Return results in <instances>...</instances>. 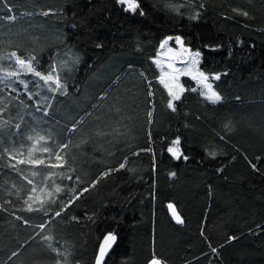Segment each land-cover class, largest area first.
Wrapping results in <instances>:
<instances>
[{
  "label": "trees",
  "instance_id": "obj_1",
  "mask_svg": "<svg viewBox=\"0 0 264 264\" xmlns=\"http://www.w3.org/2000/svg\"><path fill=\"white\" fill-rule=\"evenodd\" d=\"M134 2L0 0V67L70 72L49 107L41 77L0 71V264H95L109 233L106 264H264V0ZM169 38L220 76L219 103L184 77L168 107Z\"/></svg>",
  "mask_w": 264,
  "mask_h": 264
},
{
  "label": "snow or ice",
  "instance_id": "obj_2",
  "mask_svg": "<svg viewBox=\"0 0 264 264\" xmlns=\"http://www.w3.org/2000/svg\"><path fill=\"white\" fill-rule=\"evenodd\" d=\"M118 2L121 3V4H127L128 9H131L132 11H135L136 8L138 7V5L134 2V0H118ZM47 14H48V13H45V15H47ZM240 14H242V15H244V16H247V15H248L247 12H241ZM141 15H143V13H141ZM165 43H167V41H165ZM197 55H198V54H197ZM12 57L15 58L16 63L20 66V68H21L24 72H32V73H34L35 76H37V77H41V79L44 80V81H53V80H54V77H53V75H52L51 73H50L49 75H47V76H41V74H40L39 72H35V70L32 68V60L34 59V57L28 59L27 62H26L24 59H20L18 56H16V53H15V52L12 53ZM8 75H9V76H16V75H19V73H18V72H10V73H8ZM219 79H220V76H219L218 74L212 77V80H219ZM208 80H209V77H207V76H203V75L201 74V83L203 84L204 89H205V90L202 92V95L204 96V98H205L208 102H210V103H212V104H217V103H219V102L221 101L222 97L220 96V94H219L218 92H216V91L213 90V88H212V84H211V83H208V82H207ZM21 83H23V81H21ZM54 84H55V89H56V90H59V89L61 88L60 81H59L58 77L55 78V80H54ZM166 86H167V85H166ZM26 87H27V85H25V88H26ZM193 90H195V89H193ZM13 91H15V89H14ZM62 94H65V93H62ZM149 94L151 95V93H149ZM170 94H171V96H172V99L169 100L168 107L171 108L172 111H175L176 109H175V105H174L173 101H175V100H179V99H180V96L177 95V94H175V93H170ZM150 115H151V113H149V116H150ZM16 127L19 128L20 125L17 124ZM27 139L31 140V139H33V137L28 136ZM44 139H45L44 136H39V140H38L37 142L42 141V140H44ZM175 144H179V140L175 141ZM65 147H66V145H65ZM5 151H7V149H5ZM43 151H44V152H48L49 149H48L47 147H44V148H43ZM168 151L172 152L173 155H175V156L177 157V159L180 158V156L174 151L173 148H169ZM183 158H184L185 160L188 159L187 156H184ZM55 159H56L57 161L62 160V157H61L60 154H59V150H58L57 153L55 154ZM19 163H25V161L21 160V161H19ZM28 163H31V164H34V165H35V164H42V163H44V161H43V160H30V161H28ZM12 167L14 168L15 166L13 165ZM50 167H56V165H50ZM124 167H125V163H121V164H120V168H124ZM253 167H255V165H253ZM35 174H36V173H33V175H35ZM107 174H108V173H104V175H107ZM49 175H51V173H49ZM172 175L174 176L175 173H172ZM68 179H71V177H68ZM28 183H29V184H32V181L29 180ZM56 191H57V192L60 191V188H59L58 186H57V188H56ZM83 191H87V189H84ZM36 192H37V188H36L35 186L32 187V188L29 190V196H28V199H29V200H32V199L34 198V194H35ZM41 192H43V189H41ZM81 194H82V193H81ZM48 196L50 197V196H51V193H48ZM75 198H79L78 195H77ZM39 202H40V204H41V207H43V201H39ZM53 202H54V201H53ZM69 202H71V201H69ZM25 203L28 204V200H26ZM168 207H169V209H171V211H172V215H173V217H174L176 223H178V224H183L184 221H183V219L181 218V216L176 212V209H175L174 205L169 204ZM28 210H29V211H32V210H33L31 204H28ZM61 210H63V209H61ZM55 215H56V216H59V215H60V212L57 211V212L55 213ZM40 227L43 228L44 225L42 224ZM45 239H51V238H50V237H45ZM231 239H236V237H232ZM115 241H116V236H115L113 233H109V234H107V235L104 237V242H103V244H102V245L100 246V248H99V254H98V256H97V259H96V261H95V264H103V258H104V256L106 255L107 250H108L109 248H111L112 244L115 243ZM49 246H50V245H49ZM53 250L56 251L58 255L60 254L58 249H53ZM212 251H213V252H216V249H212ZM149 264H162V261H161V259L157 258V257L155 256V254L153 253V257H152V259L150 260Z\"/></svg>",
  "mask_w": 264,
  "mask_h": 264
},
{
  "label": "rangeland",
  "instance_id": "obj_3",
  "mask_svg": "<svg viewBox=\"0 0 264 264\" xmlns=\"http://www.w3.org/2000/svg\"><path fill=\"white\" fill-rule=\"evenodd\" d=\"M171 40L172 38H169L166 40L167 43H163L161 53L157 60L163 71L162 80L164 81V83L167 84L171 93H175L181 96L184 88L182 84V78L183 76L187 75H190L192 78H195V81L199 85L203 86V84L201 83L202 74L203 76L209 77V80L207 82L212 84V76H208L200 69V61L202 55L199 52H193L190 48L184 46L181 38L174 40L177 43L176 45H173ZM16 65L18 69H12L1 65L0 71L1 73H4L3 76L7 74V77H9L8 73L10 72H18L19 75H16V79L23 81L24 86L27 85L25 90L29 92L28 88L30 86V83L28 81L25 82L24 80H22V78H20L21 73L24 71L20 68L18 64ZM0 81L1 84H4L5 87L12 89L11 86L5 85L2 79ZM202 88H204V86ZM36 94L40 96V90H38Z\"/></svg>",
  "mask_w": 264,
  "mask_h": 264
},
{
  "label": "crops",
  "instance_id": "obj_4",
  "mask_svg": "<svg viewBox=\"0 0 264 264\" xmlns=\"http://www.w3.org/2000/svg\"><path fill=\"white\" fill-rule=\"evenodd\" d=\"M176 39H178V38H175V39H172L171 41H172V44L173 45H176L177 43L174 41V40H176ZM183 41V40H182ZM15 59V58H14ZM157 60H158V58H157ZM156 60V62L158 63V61ZM201 60H202V57H201ZM200 64H201V61H200ZM158 65H159V63H158ZM160 66V65H159ZM161 68V67H160ZM201 69V68H200ZM161 72H162V75H161V77H160V81L163 83V85L168 89V91L171 93V91L169 90V87L168 86H166L167 84L166 83H164V81L162 80L163 79V71H162V69H161ZM68 73H70V72H65V73H63V72H61V71H55V72H52L51 74L53 75V77H54V80H55V78H57L58 77V79H59V81H60V85H61V88L59 89V90H56L55 89V84H54V80L53 81H44L43 80V82H42V86H41V92H42V94H41V97H42V99L45 101L44 102V104H48L49 105V107L53 104V102L55 101V99H57V95L59 94V95H61L62 97H63V95L64 94H62V93H67L68 92V88H67V86L65 85L66 83H65V77H67V75H68ZM205 73V72H204ZM206 74V73H205ZM208 76H215V75H209V74H207ZM184 77H189L190 79H192L195 83H196V85H197V88L198 89H200L202 92L204 91V88H202L203 86L202 85H199L195 80V78H192L190 75L188 76H183V78ZM182 78V79H183ZM213 81L214 80H211V82H212V88H213V90L215 91V89H214V86H213ZM182 84H183V81H182ZM183 86H184V88H183V92H182V94H181V96H180V99L182 98V96H183V94H184V92H185V90H186V87H185V85L183 84ZM222 100V99H221ZM175 101H177V100H175ZM175 101H173V103L175 102ZM63 124L65 125V126H68V127H70V129L69 130H71V131H75V129H76V127L75 126H70L68 123L67 124H65V122L63 121ZM174 151L177 153L178 152V149H174ZM61 156V155H60ZM62 164V161H60V165Z\"/></svg>",
  "mask_w": 264,
  "mask_h": 264
},
{
  "label": "water",
  "instance_id": "obj_5",
  "mask_svg": "<svg viewBox=\"0 0 264 264\" xmlns=\"http://www.w3.org/2000/svg\"><path fill=\"white\" fill-rule=\"evenodd\" d=\"M175 209H176V212L180 215L178 209H177V208H175ZM171 213H172V211H171ZM172 216H173V215H172ZM180 216H181V215H180ZM173 218H174V217H173ZM181 218L183 219L182 216H181ZM174 220H175V219H174ZM183 221H184V220H183ZM175 222H176V221H175ZM177 224H178V223H177ZM113 234L116 236V241H115V243L112 244L111 248H109V249L107 250V253H106V255H105L104 258H103V264H106V261H107L109 255L112 253V251L115 249V247H116V245H117V243H118V236H117L115 233H113ZM103 242H104V238H103V240H102L100 246L103 244ZM100 246H99V248H100ZM98 254H99V249H98L97 256H98ZM96 259H97V257H96ZM95 261H96V260H95Z\"/></svg>",
  "mask_w": 264,
  "mask_h": 264
}]
</instances>
